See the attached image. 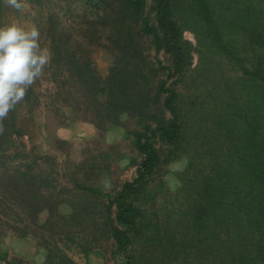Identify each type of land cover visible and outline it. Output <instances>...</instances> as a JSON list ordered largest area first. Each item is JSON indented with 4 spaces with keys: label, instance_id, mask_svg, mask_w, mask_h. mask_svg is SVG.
I'll return each mask as SVG.
<instances>
[{
    "label": "trees",
    "instance_id": "16d2710c",
    "mask_svg": "<svg viewBox=\"0 0 264 264\" xmlns=\"http://www.w3.org/2000/svg\"><path fill=\"white\" fill-rule=\"evenodd\" d=\"M65 2V13L77 6L75 20L56 12L43 19L56 97L71 119L83 109L75 123L125 128L141 160L119 190L73 180L78 199L61 214L63 201L44 193L50 174L36 173L37 158L17 143L27 132L21 100L0 119V157L15 148L14 157L26 158L11 168L0 161V211L31 217L13 231L60 237L62 244L38 242L42 264H79L67 250L89 255L100 238L123 264H264V0ZM96 48L111 62L107 75L95 65ZM194 51L200 63L190 86L181 85ZM183 156L176 196L158 209L150 179L162 162ZM9 257L0 247V261Z\"/></svg>",
    "mask_w": 264,
    "mask_h": 264
},
{
    "label": "rangeland",
    "instance_id": "374dc122",
    "mask_svg": "<svg viewBox=\"0 0 264 264\" xmlns=\"http://www.w3.org/2000/svg\"><path fill=\"white\" fill-rule=\"evenodd\" d=\"M20 2L22 7L18 10L11 5L9 0H1L0 26L10 23H16L25 29L36 26L40 31V45L48 51L49 42L45 38L43 29L47 13H60L73 21L79 11L76 5L69 13L62 11L67 4L65 0H41V4L28 0H20ZM184 37L197 48V37L194 32L185 31ZM93 50L94 62L98 71L102 75H107L111 64L109 58L101 48ZM151 54L154 57L155 50L152 49ZM159 58L164 64L169 62V56L163 52L159 54ZM199 63V53L194 51L191 70L187 72L181 85H185L186 82L190 86L191 78L195 74L194 70L197 69ZM48 68L49 62L44 66L42 74L30 86V93L27 90L23 98L20 119L27 132L18 139L17 143L24 152H32L37 158L33 166L36 173L50 174L52 182L48 190L44 191L45 195H52L53 201L62 200L63 203L60 204L58 212L70 214L72 213L70 203L78 199L76 197L78 190L73 187V180L100 186L107 191L119 190L124 182L136 176L135 161L139 162L141 157L126 136L125 128L114 127L100 131L88 123H75L85 118L84 111L79 108L76 111V117L71 119L70 107L62 101V98L56 97ZM27 95H29L28 98ZM36 96L38 97L37 102L34 101ZM21 143L25 145L24 149ZM164 149L168 153L167 147ZM14 151H16L15 148L5 154L7 160L10 161L9 168L19 165L20 162L21 164L26 162L24 157L19 155L14 157L17 153ZM4 158L0 157V161ZM187 164L188 158L183 156L162 162L155 171L147 188L155 195L156 208L161 209L174 199L177 188L181 184L179 174L185 170ZM105 165L110 167V175H106L103 167ZM3 168L0 165V174ZM29 219L31 217L25 213L17 215L9 208H6V211H0V220H3V226L0 228V247L9 252V259L12 262L10 264H42L45 249L44 245L41 244L42 247L38 242L45 244V240L48 239V242L52 244L53 240L57 239L59 244H62L58 235L52 237L49 231L42 229H37L39 237L34 235L18 237V234L13 231V226L21 225L22 227ZM34 228L36 226L31 229V232ZM75 229L78 228L73 227V230ZM92 244L94 249L89 255L75 245L68 249L67 253L79 264H123L122 255L113 257L114 247L111 241L100 238L98 242ZM0 264L8 263L0 261Z\"/></svg>",
    "mask_w": 264,
    "mask_h": 264
},
{
    "label": "clouds",
    "instance_id": "9594fccd",
    "mask_svg": "<svg viewBox=\"0 0 264 264\" xmlns=\"http://www.w3.org/2000/svg\"><path fill=\"white\" fill-rule=\"evenodd\" d=\"M20 9V0H9ZM50 53L40 45L36 26L25 29L16 23L0 26V119L23 100L49 62Z\"/></svg>",
    "mask_w": 264,
    "mask_h": 264
}]
</instances>
